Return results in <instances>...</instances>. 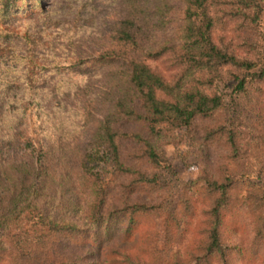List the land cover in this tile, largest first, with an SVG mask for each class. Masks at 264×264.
Instances as JSON below:
<instances>
[{
    "label": "trees",
    "instance_id": "1",
    "mask_svg": "<svg viewBox=\"0 0 264 264\" xmlns=\"http://www.w3.org/2000/svg\"><path fill=\"white\" fill-rule=\"evenodd\" d=\"M263 17L264 0H0V264H264ZM183 142L201 172L174 193ZM140 215L162 229L135 248Z\"/></svg>",
    "mask_w": 264,
    "mask_h": 264
},
{
    "label": "rangeland",
    "instance_id": "2",
    "mask_svg": "<svg viewBox=\"0 0 264 264\" xmlns=\"http://www.w3.org/2000/svg\"><path fill=\"white\" fill-rule=\"evenodd\" d=\"M68 0H47L48 5H66ZM117 11L113 10L107 15V20L111 22L113 17H116ZM264 24V17H263ZM88 39L83 40V44L87 46L89 44ZM90 46V45H89ZM91 49V48H89ZM102 86V83L98 80L93 81L90 86L87 87L85 93L98 90ZM33 123V115L31 110L28 111L25 120L23 121V129L31 130ZM167 154L174 159V167L176 170L175 176H168L167 179L172 187L174 193L180 192L184 189L185 185L191 181L196 180L201 172V162L194 154L195 150L190 142H183L179 145L169 146L166 149ZM248 185H253L254 180L250 179ZM191 193L196 204L197 211L191 218L188 227L183 232V239L181 246L190 245L194 239L198 236L200 230V222L203 217L202 208L206 203V196L204 194V186L199 182L196 183L191 190ZM224 228L228 231L237 230L239 238L248 241L249 237L243 233L241 226V218L236 213L227 212L224 215ZM162 218L140 215L137 217V225L135 233L132 235L133 246L139 248L141 246L155 243V231L158 229L159 224L162 229ZM241 259L236 258V264H263L262 260H255L252 263H242Z\"/></svg>",
    "mask_w": 264,
    "mask_h": 264
}]
</instances>
